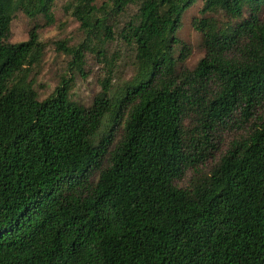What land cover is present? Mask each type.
Masks as SVG:
<instances>
[{
	"label": "trees",
	"instance_id": "1",
	"mask_svg": "<svg viewBox=\"0 0 264 264\" xmlns=\"http://www.w3.org/2000/svg\"><path fill=\"white\" fill-rule=\"evenodd\" d=\"M196 1L69 0L71 44L36 23L11 42L18 11L51 26L56 0H0V264H264V0H202L191 67L177 33ZM120 37L134 72L112 91ZM51 44L69 61L41 99ZM88 53L107 75L85 106L71 91ZM233 127L210 171L176 186Z\"/></svg>",
	"mask_w": 264,
	"mask_h": 264
},
{
	"label": "rangeland",
	"instance_id": "2",
	"mask_svg": "<svg viewBox=\"0 0 264 264\" xmlns=\"http://www.w3.org/2000/svg\"><path fill=\"white\" fill-rule=\"evenodd\" d=\"M69 0H56L54 5V14L56 23L51 26H46L44 19L38 17L35 20L28 18L22 11H18L11 24V42L23 41L28 38V34L33 25L39 24L42 39L45 41H56L60 39H69L71 44L80 43L84 39L83 33L79 30L80 23L65 10V5ZM103 0H98L100 4ZM203 3L202 0H197L190 7L183 17V23L178 31V37L186 44L191 46L192 53L187 64L194 66L198 60L204 55V50L201 45L202 34L194 27L193 21L195 18L205 17L201 14ZM135 11L131 8L121 19H119L118 31L124 26L130 14ZM264 14V13H263ZM219 20H224L223 13L213 14ZM108 58H116L117 70L112 78V91L118 87L123 81L129 79L133 74V53L128 49L123 40L118 38L108 46ZM69 57L56 50L54 44L48 46L42 68L38 75V89L41 99L46 98L57 85L58 77L67 67ZM105 61L101 56L94 53H88L86 57V65L82 74L76 73L75 87L71 91L72 100L81 103L85 106L91 104L94 95L102 89V81L106 76ZM244 134L243 129L226 130L220 134L219 150L214 155L215 158L206 160L205 163L198 166L189 167L185 170L183 176L175 181V185L181 188L189 187L197 175L201 172L207 173L215 164L217 158L229 146L230 142Z\"/></svg>",
	"mask_w": 264,
	"mask_h": 264
}]
</instances>
